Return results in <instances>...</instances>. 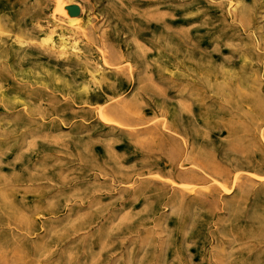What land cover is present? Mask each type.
Returning <instances> with one entry per match:
<instances>
[{"label":"rangeland","instance_id":"rangeland-1","mask_svg":"<svg viewBox=\"0 0 264 264\" xmlns=\"http://www.w3.org/2000/svg\"><path fill=\"white\" fill-rule=\"evenodd\" d=\"M0 264H264V0H0Z\"/></svg>","mask_w":264,"mask_h":264},{"label":"bare ground","instance_id":"bare-ground-1","mask_svg":"<svg viewBox=\"0 0 264 264\" xmlns=\"http://www.w3.org/2000/svg\"><path fill=\"white\" fill-rule=\"evenodd\" d=\"M67 5V4H66ZM70 7V6H69ZM66 9V8H65ZM119 9V8H118ZM70 11V10H69ZM72 11V10H71ZM73 12V11H72ZM76 13V12H75ZM128 15V14H127ZM65 16V15H64ZM67 18V17H66ZM71 22H73V21H71ZM102 40V39H101ZM101 42H103V41H101ZM104 44V43H103ZM136 49V48H135ZM132 52H134V51H132ZM135 54V53H134ZM108 55H109V53H108ZM107 56V55H106ZM107 59H109L110 60V58H109V56H108V58ZM112 59V58H111ZM130 60V59H129ZM134 63V62H133ZM133 68H134V66H133ZM141 68V67H140ZM191 144V143H190Z\"/></svg>","mask_w":264,"mask_h":264}]
</instances>
